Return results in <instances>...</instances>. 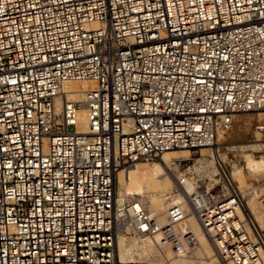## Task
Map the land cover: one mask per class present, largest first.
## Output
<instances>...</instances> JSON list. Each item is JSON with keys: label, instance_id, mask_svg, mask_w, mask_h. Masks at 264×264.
<instances>
[{"label": "built area", "instance_id": "obj_1", "mask_svg": "<svg viewBox=\"0 0 264 264\" xmlns=\"http://www.w3.org/2000/svg\"><path fill=\"white\" fill-rule=\"evenodd\" d=\"M261 112L264 0H0V264H122L119 226L193 255L183 205L162 222L144 197L119 204L118 172L212 149ZM224 184L187 195L192 210L223 262L264 264V234Z\"/></svg>", "mask_w": 264, "mask_h": 264}, {"label": "bare ground", "instance_id": "obj_2", "mask_svg": "<svg viewBox=\"0 0 264 264\" xmlns=\"http://www.w3.org/2000/svg\"><path fill=\"white\" fill-rule=\"evenodd\" d=\"M87 88H88L87 84L85 83L71 82L65 85V89L67 91H74V90L81 91V90H86ZM261 113H262L261 115H264L263 112ZM77 123H78L79 132L82 133V132L87 131L88 118H87V114L85 111H80L78 113ZM218 145L220 144H218V140H217L213 144V146L217 147ZM243 148L251 150L252 152H255V151L257 152L259 151L260 148L264 149V145H257L255 143H249L248 145L243 146ZM189 152L190 151L188 150L168 151L163 154L161 163L151 164L149 166H143V164L141 165L138 163L131 167H127V168L122 167L118 172V179H117V182H119V186L117 190L118 191L117 193L118 203L122 204L125 200V196L127 192L130 189L135 187L136 189L140 190V192H142L143 194H146V193L149 194L148 210L151 213H155L156 215H158L162 222L166 220L165 215H166V211L168 210L167 208H170V206L174 203H181L183 205L185 212H187L186 211V209H188L187 204L192 207L191 198H189L187 195H192L196 187L193 185V183L189 179L177 178L178 176L176 177L172 172L173 170L172 165L175 159L184 158L187 156ZM212 157H213V160L211 162L209 161L210 163L209 162L208 163H209V166L213 167L215 165V167H213L212 169L213 171L212 173L210 172V174L216 173V175H222L224 177H227L228 178L227 180L231 184H238L239 186L243 184L241 179H239L236 183L234 179L230 177V175L227 173L226 170L225 171L222 170V168L219 166V163H218V160H221L220 155H217L214 152L212 154ZM244 157H245L244 159H246V165L248 169L252 171L258 170V163L255 160L254 154H248V155L246 154V156ZM206 168H208V166ZM225 169L227 168L225 167ZM171 185H174L175 188L177 189V192H176L177 195L175 196L176 198L168 196L169 193H171L169 191ZM240 189L238 187L239 191ZM180 196L183 197L185 201L180 202L179 201ZM243 197H244L243 205L246 211L245 213H247L249 220L252 222L256 230L261 234V232L263 231L262 229L263 226L261 225L262 226L261 227L259 225L260 222L258 223L257 220L255 219L257 207L253 204V202L245 201L244 195ZM186 215H187V219H185V221L182 223V227L190 229L196 235L198 242H199V248L197 252L205 253L209 257L210 261L208 260L206 261L204 259L197 257L195 253L191 256L169 257V255L167 256L162 255L163 256L162 257L161 254H159L154 241L150 239H143V238H137L134 236H128L124 232V230L119 226L118 232H117V240H116V257L119 263H122V264H168V263H165L164 261L163 262H149V263L139 262V261H152L154 259H157L160 256L164 258L162 260L169 261V264H216L218 262V261L217 262L215 261L216 259H219L221 264H232V263H225L220 259L209 234L202 227L198 217L195 215L193 210L191 213L186 214ZM259 217H261V215Z\"/></svg>", "mask_w": 264, "mask_h": 264}, {"label": "rangeland", "instance_id": "obj_3", "mask_svg": "<svg viewBox=\"0 0 264 264\" xmlns=\"http://www.w3.org/2000/svg\"><path fill=\"white\" fill-rule=\"evenodd\" d=\"M261 114L262 113H253V114L236 116L231 129L225 133H220L218 135L217 140H218V144L220 145H218L217 147L213 146L212 149L202 148L196 151H190L186 157L175 159L172 165V169H173L172 172L176 177L178 176L177 178L179 179L180 178L189 179L196 188L205 187L208 189H213L215 187V192L222 194V186H225L224 178L226 179L228 178L222 175H216V173L215 174L213 173L214 175L210 174V172L212 173L213 171L212 169L213 167H215V165L213 167L209 166V163L213 160L212 154L215 152L217 155H220L221 160H218L219 166L222 168V170L224 171L226 170L227 173L230 175V177L233 178L236 183L239 179L242 180L243 184H241L240 186L236 184L237 187H239V189L242 188L240 189V191L245 196V201L253 202V204L257 207L255 219L257 220L258 223L260 222L259 223L260 226L261 225L263 226L262 228L263 231L261 232L262 235L264 234V223H262L264 222V211H263L264 210L263 209L264 208V149L260 148L259 151L252 152L251 150L243 148V146H246L249 143L264 145V139L257 133L256 130L258 125L260 124L264 125V115ZM246 154L247 155L254 154L255 160L258 163V170L252 171L248 169L246 165V159H244L245 158L244 156H246ZM205 161L207 164L205 163ZM156 163H161V162H156ZM156 163H140V164L141 165L143 164V166H149L151 164H156ZM206 165L208 166V168H206L207 167ZM225 167L227 169H225ZM218 184L219 186H217ZM118 186H119V182H117V190H118ZM169 191L171 193H169L168 196L175 197L177 195L176 194L177 189L175 188L174 185L170 186ZM139 196L145 198V203L148 208L149 194L148 193L143 194L142 192H140V190L136 189L135 187L127 192L125 196V200H130L131 197L137 198ZM179 201L183 202L185 201V199L180 196ZM256 204L259 206H257ZM187 208H188L186 209L187 212L185 213L186 214L191 213L192 207L187 204ZM260 215L261 217H259ZM246 217L247 220L250 222L251 226L254 227L252 222L249 220L247 213H246ZM195 254L197 257L201 259L210 261L209 257L205 253H200L196 251ZM162 257L159 256L157 259H154L152 261H139V262L149 263V262L164 261L165 263L169 264V261L162 260L164 259ZM215 261L216 262L218 261L217 263L221 264L219 259H216Z\"/></svg>", "mask_w": 264, "mask_h": 264}]
</instances>
